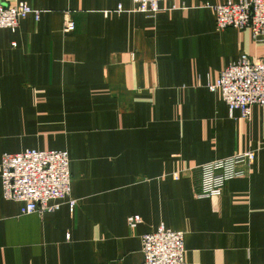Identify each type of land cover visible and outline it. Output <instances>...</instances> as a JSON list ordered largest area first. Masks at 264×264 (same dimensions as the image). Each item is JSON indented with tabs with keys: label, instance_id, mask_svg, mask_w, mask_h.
Returning a JSON list of instances; mask_svg holds the SVG:
<instances>
[{
	"label": "crops",
	"instance_id": "0c3cea01",
	"mask_svg": "<svg viewBox=\"0 0 264 264\" xmlns=\"http://www.w3.org/2000/svg\"><path fill=\"white\" fill-rule=\"evenodd\" d=\"M21 1L42 14L0 29V161L66 151L77 202L22 215L0 183V264H143L161 225L185 233L186 264H264V106L245 120L207 87L242 55L263 59L264 40L217 31L207 4L227 0L153 17L133 0ZM247 152L220 197H197L202 166Z\"/></svg>",
	"mask_w": 264,
	"mask_h": 264
},
{
	"label": "built area",
	"instance_id": "2783aa9c",
	"mask_svg": "<svg viewBox=\"0 0 264 264\" xmlns=\"http://www.w3.org/2000/svg\"><path fill=\"white\" fill-rule=\"evenodd\" d=\"M173 0H133L137 10L153 17L160 11V3ZM208 8L216 14V29L250 30L257 41L264 40V0H240L226 2ZM119 5L117 12L122 11ZM112 12H106L110 15ZM42 12L21 0H0V29L16 32L20 21L33 15L39 20ZM64 33L76 31V23L65 14ZM211 92H219L233 115L239 111L248 120L254 106H264V58L252 59L242 55L227 66L215 84H208ZM253 152L216 160L201 167L202 188L198 198H217L227 182L240 176V165H250ZM177 174L175 179H177ZM0 183L3 196L8 201L23 204L22 215L44 214L58 211L62 202L73 212L76 200L72 198L70 158L66 151H40L27 149L20 153L3 154L0 161ZM142 222L140 216L129 218L131 228ZM143 264H186L185 233L173 231L161 225L156 231L142 237Z\"/></svg>",
	"mask_w": 264,
	"mask_h": 264
}]
</instances>
